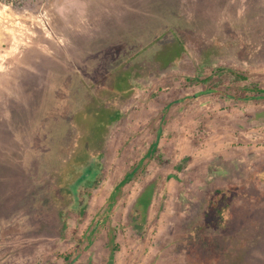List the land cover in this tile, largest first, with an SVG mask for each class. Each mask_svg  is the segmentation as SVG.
<instances>
[{"label":"rangeland","instance_id":"rangeland-1","mask_svg":"<svg viewBox=\"0 0 264 264\" xmlns=\"http://www.w3.org/2000/svg\"><path fill=\"white\" fill-rule=\"evenodd\" d=\"M248 87L264 0H0V264H264Z\"/></svg>","mask_w":264,"mask_h":264},{"label":"trees","instance_id":"trees-1","mask_svg":"<svg viewBox=\"0 0 264 264\" xmlns=\"http://www.w3.org/2000/svg\"><path fill=\"white\" fill-rule=\"evenodd\" d=\"M228 76L231 77V82L230 83L231 85H238L242 82H246L248 80L247 76L245 73H240V72H236V71H232V70H229L228 73ZM211 76H214L213 74L212 75H209L207 77H205L204 79L200 80L199 82H201L202 84L203 83H206L207 81H210L211 80ZM198 82V80L196 81ZM219 83H214V86H218ZM209 92H215V89H213V86L212 87H209L207 90L203 91V93H209ZM228 95L236 100H241V101H249V100H252V101H264V90H259V89H256V88H245L243 91H235V93H228ZM95 185V183H94ZM218 198L222 199L223 196V193L219 194V195H216Z\"/></svg>","mask_w":264,"mask_h":264}]
</instances>
